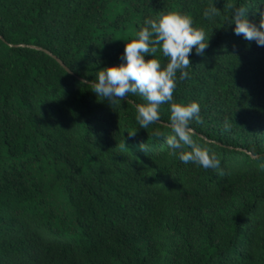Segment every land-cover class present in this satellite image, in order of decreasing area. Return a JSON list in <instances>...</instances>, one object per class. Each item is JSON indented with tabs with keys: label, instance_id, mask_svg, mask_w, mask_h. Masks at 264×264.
I'll list each match as a JSON object with an SVG mask.
<instances>
[{
	"label": "trees",
	"instance_id": "16d2710c",
	"mask_svg": "<svg viewBox=\"0 0 264 264\" xmlns=\"http://www.w3.org/2000/svg\"><path fill=\"white\" fill-rule=\"evenodd\" d=\"M239 3L259 27L264 0H0V264H264V46L233 33ZM169 11L209 39L173 100L199 103L216 169L169 155L167 104L144 129L139 95L89 85Z\"/></svg>",
	"mask_w": 264,
	"mask_h": 264
},
{
	"label": "clouds",
	"instance_id": "9594fccd",
	"mask_svg": "<svg viewBox=\"0 0 264 264\" xmlns=\"http://www.w3.org/2000/svg\"><path fill=\"white\" fill-rule=\"evenodd\" d=\"M228 10L229 24L235 25L233 33L242 34L243 38L264 46V12L260 13L257 27L246 18L248 8L245 4L228 5ZM219 14L220 10L214 4L202 12L204 19ZM135 37L125 43L121 57L123 63L96 72L89 84L91 91L113 104L121 98L127 100L130 94L139 95L144 103L135 105L136 121L144 129L160 119L161 106L167 104L168 127L171 129V134L166 137L169 155H175L184 164L191 161L204 169L218 168L220 161L216 155L193 140L194 129L190 122L199 120V103H177L173 100L177 84L189 76V54L203 55L208 47L205 30L194 26L190 14L169 11L160 12L155 17L146 16ZM158 50L167 58L163 66L158 59L145 60L146 54L152 56ZM152 136L159 139L165 137V133L155 129ZM140 147L144 151V144Z\"/></svg>",
	"mask_w": 264,
	"mask_h": 264
},
{
	"label": "water",
	"instance_id": "95a60500",
	"mask_svg": "<svg viewBox=\"0 0 264 264\" xmlns=\"http://www.w3.org/2000/svg\"><path fill=\"white\" fill-rule=\"evenodd\" d=\"M0 38L5 40L4 37L0 34ZM9 46H12L11 44H9ZM29 47L31 48H34V49H37V50H41V51H44L46 54L50 55L51 57H53L64 69H66L68 71V69L65 67V65L63 64V62L57 58L55 55H53L50 51L46 50V49H43V48H40V47H37V46H32V45H29Z\"/></svg>",
	"mask_w": 264,
	"mask_h": 264
}]
</instances>
